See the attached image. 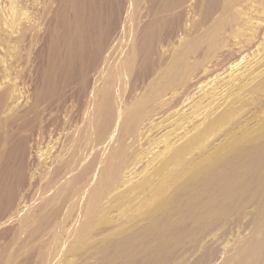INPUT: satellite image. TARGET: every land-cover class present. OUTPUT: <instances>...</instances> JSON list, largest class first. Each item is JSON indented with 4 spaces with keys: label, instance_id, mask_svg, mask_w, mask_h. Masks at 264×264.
I'll list each match as a JSON object with an SVG mask.
<instances>
[{
    "label": "rangeland",
    "instance_id": "1",
    "mask_svg": "<svg viewBox=\"0 0 264 264\" xmlns=\"http://www.w3.org/2000/svg\"><path fill=\"white\" fill-rule=\"evenodd\" d=\"M59 1L0 0V80L19 96L0 110V264H96L106 240L167 210L170 186L264 128V0H217L209 19L208 0ZM252 209L195 229L199 247L173 264H264Z\"/></svg>",
    "mask_w": 264,
    "mask_h": 264
},
{
    "label": "bare ground",
    "instance_id": "2",
    "mask_svg": "<svg viewBox=\"0 0 264 264\" xmlns=\"http://www.w3.org/2000/svg\"><path fill=\"white\" fill-rule=\"evenodd\" d=\"M57 3H58V5H60L59 0H57ZM4 5H6V3ZM217 5L219 6L217 0H208L207 7L205 8L206 9L205 11L207 12V14H209L208 19L210 16L213 15V13H215V11L218 10ZM160 6L162 7V5H160ZM160 9H162V8H160ZM43 13H45V12H43ZM55 14H56V12H55ZM234 16H235V14H233L231 18H233ZM44 18H46V17H44ZM51 21H52L51 19L46 20L47 29L51 27L50 26V25H52ZM146 22H145L146 23L145 28H149V27L151 28L152 26L156 25L155 23H157L153 19L150 20V18H149V21H146ZM157 24H160V23H157ZM203 25H204V23H203ZM192 27L194 28V25ZM154 28L156 29V27H154ZM194 29H197V28H194ZM149 30H151V29H149ZM84 31H85V29H84ZM156 33L154 34V32H153V33H150L149 35L143 34L142 39L140 41L136 40L137 42L135 45H136L138 52L140 51L143 54L145 53L144 51H142L143 49L141 50V48H143V46H144V45L142 46V43L145 44L146 39H151L155 35L157 36ZM214 38H216V37H214ZM85 41H86V39H85ZM152 42L153 41H151V43ZM151 45L146 46V48H144V50L145 49L149 50L150 48L152 49L153 48L152 46H155V45H152V46ZM226 49H228V48H226ZM151 51L153 52V50H151ZM140 55H141V53L138 55V57ZM218 55H216V56H218ZM223 55L224 54H222L221 57ZM144 56H146V55H144ZM147 57H149V56H147ZM218 57H220V56H218ZM129 59H131L129 64L131 66H133L135 64L137 57L135 55H132V58H129ZM142 59H143V57H142ZM152 60H153V58H151V59L146 58L143 61V63L145 62V64L146 63L148 64L149 61L151 62ZM137 61H140V63L142 62L141 60H137ZM153 62H154V60H153ZM54 63H56V62H54ZM143 63H141V64H143ZM217 65H218V63L216 62V63L212 64L211 67H217ZM209 66H210V63H209ZM137 67H139V66H136V68ZM130 69L131 68H129V70ZM143 71L145 72V70H143ZM140 73H142V72H140ZM175 75L176 74H174V76ZM194 79H197V78H194ZM186 81H188V80H186ZM190 81H191V79H190ZM259 82L264 83V76H263V79H261V81H259ZM171 83H172V81H171ZM197 84L196 83L195 84H192V83L187 84L185 86L186 87L185 92L190 90L191 87H193V86H194L193 88L196 89L197 87H199V85H197ZM258 86H259V83H258ZM262 86H263V84H262ZM13 87L10 86L9 82L0 80V110L1 111L9 108V102L10 101L8 102V99H13L14 105L10 106L12 108L15 106V104L19 98V96L17 97V94H15L16 96L14 97V93H15L16 89ZM190 91H192V90H190ZM37 92H38V89H37ZM102 92H104V91H102ZM18 93H19V91H18ZM106 94H107V92L105 93V95ZM107 96L109 97V95H107ZM107 96H106V98H107ZM103 99H102V102L106 106H108L107 103H105L106 99H104V100ZM99 100H100V98H99ZM107 100L109 101L110 99L108 98ZM102 102H100L101 107H102ZM98 106H99V104H98ZM106 106H103V107L105 109L110 108V106L107 108H106ZM101 107L99 108L100 110H101ZM213 107H214V105H213ZM99 109L97 111H99ZM108 109H107V111H109ZM103 111L105 112V110H103ZM222 111L216 116V120H215V121H217L216 123H219L221 125L224 124L227 120L231 119L234 116V115L232 116V114L234 113L233 109L232 110L229 109L228 113L226 111H223V112ZM101 112H100V114H103ZM104 115H106V113H104L103 116ZM128 116H129V114H128ZM130 118H133V117H130ZM97 119L98 118H96V120ZM105 119H107L106 116H105L104 120ZM104 120L102 121L103 123H101L99 131H98L100 133V136L102 134L106 133V131L109 127V123L112 121L111 119H109V120L107 119V121H104ZM126 120H128V119H126ZM133 120H135V118ZM138 120H140V119H138ZM100 122H101V120H100ZM208 122L206 124L208 126L211 125V127L215 124V123L214 124H212V123L208 124ZM111 123L113 124V122H111ZM111 123H110V125H112ZM125 124L126 123H124L123 125H125ZM2 125L3 124L0 123V129L2 128ZM120 125H122V124H120ZM120 125H118V127ZM128 126H127V130L132 131V133H130V135H131L135 131H133L134 129H132L130 127L128 128ZM118 127H115V129L119 130ZM211 127H208V129H210ZM245 129H246V127H245ZM32 132H33V129H32ZM114 132H115V130H114ZM243 132L241 130V133H243ZM125 135H126V133H125ZM133 137L135 138V135H133ZM123 140H124V138H123ZM125 140H126V138H125ZM116 143H120V142H116ZM234 143L237 145V148H235ZM123 145L117 144V146H123ZM125 146H127V145L125 144ZM224 146L226 147L224 157L219 159L218 161H216L211 166H209L204 171V173L202 175H200V176L192 175L189 178H187L181 185L177 184L174 187H173V185L170 186L171 191H170V193H168L169 200L167 201V204H166L167 210H165L159 218H157V219L149 218L148 219L149 223L146 225H142L141 227L139 226V229L137 231H135V230L133 232L130 231L131 232L130 234L120 236L119 239H116V240L115 239L114 240L109 239L108 241L106 240L103 243V245H100L101 247L99 246V248H97L98 258L96 259V264H173V259L178 258V257H180L182 259L185 252H187L188 255L192 254L194 252V250L199 247V242L197 240H195V238H194L196 236L195 235L196 230L203 228V233H204L206 228L214 229L215 226L218 225V224L215 225L214 224L215 222L222 221L224 218H227V217L232 218V220L235 221V222L233 221V225H235L236 222H238L237 218L240 215L246 214L247 206L253 207V209L250 212H248V214L252 217L251 218V224L254 226V230L256 231L255 240L259 241L258 243H259V245H261L263 240H264V128L263 127L260 128L259 132H257V134H255V135H251L250 129L245 130V133H244L243 137L240 139V141H230L229 140V141H226L224 143ZM129 147H130V145H129ZM115 152H116V150H115ZM116 155H118V157H119L120 153H118ZM218 157L219 156L217 155V156H215L214 159H217ZM116 158L117 157L115 156V160L117 161L119 158L118 159H116ZM123 158H125V157H123ZM207 158L208 157L202 158L203 160L201 159V161L198 162L197 165H201V164H204V163L210 161V160H207ZM112 159H113V157H112ZM121 160H122V158H121ZM116 161L114 162L113 165H115ZM118 163H116V164H118ZM123 165L124 164H122L121 166H123ZM117 166H119V165H117ZM111 168L112 167H110V169ZM114 168L116 169V167H114ZM181 172L182 173H181L180 177H185L184 171L181 170ZM178 177H179V175H178ZM171 179L173 180V178H171ZM164 192H167V190H165ZM128 233H129V231H128ZM234 256H233V258H234ZM221 264H223V263H221Z\"/></svg>",
    "mask_w": 264,
    "mask_h": 264
}]
</instances>
